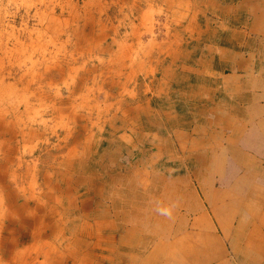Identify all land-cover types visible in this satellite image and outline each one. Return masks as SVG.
I'll use <instances>...</instances> for the list:
<instances>
[{
	"label": "rangeland",
	"instance_id": "rangeland-1",
	"mask_svg": "<svg viewBox=\"0 0 264 264\" xmlns=\"http://www.w3.org/2000/svg\"><path fill=\"white\" fill-rule=\"evenodd\" d=\"M193 1L205 15L191 17ZM208 9V0H0V264H38L35 240L46 241L44 249L55 244L52 264H169L195 248L182 235L191 219L111 217L122 205L134 211L130 190L162 171L160 139L175 134L170 109L192 117L181 111L191 99L182 82L177 87L176 58L198 54L193 46L207 39ZM71 191L83 206L72 215L82 219H68ZM95 221L100 244L93 237L86 246L80 233L86 223L93 232ZM54 227L65 228L70 256ZM36 229L48 236L31 240ZM144 235L146 250L137 247ZM26 246L27 262L9 255ZM90 247L95 259L84 256ZM247 258L264 263V253Z\"/></svg>",
	"mask_w": 264,
	"mask_h": 264
},
{
	"label": "crops",
	"instance_id": "crops-1",
	"mask_svg": "<svg viewBox=\"0 0 264 264\" xmlns=\"http://www.w3.org/2000/svg\"><path fill=\"white\" fill-rule=\"evenodd\" d=\"M208 6L207 39L193 46L198 54L192 49L176 58L177 87L182 82V96L191 99L181 111L192 117L170 109L175 134L160 139L162 171L145 174L143 185L130 190L135 201L127 206L134 211L122 205L113 217L191 219L182 234L196 248L184 257L190 262L169 258V264H246L248 254L264 253V0H208ZM200 9L193 1L191 17L205 15ZM71 193L68 219H82L72 215L83 206ZM143 239L137 247L146 250ZM170 253L167 246L166 260Z\"/></svg>",
	"mask_w": 264,
	"mask_h": 264
},
{
	"label": "bare ground",
	"instance_id": "bare-ground-1",
	"mask_svg": "<svg viewBox=\"0 0 264 264\" xmlns=\"http://www.w3.org/2000/svg\"><path fill=\"white\" fill-rule=\"evenodd\" d=\"M55 20V19H54ZM55 23V22H54ZM54 23H53V25H54ZM54 28V27H53ZM55 30V29H54ZM53 35V34H52ZM59 36V35H58ZM35 47V46H34ZM31 54H33V53H31ZM41 54V53H40ZM50 58V57H49ZM112 60V59H111ZM115 62H116V60H114ZM121 62V61H120ZM27 63V62H26ZM118 64V63H117ZM120 64V63H119ZM51 65V64H50ZM49 66V65H48ZM121 66V65H120ZM62 67V66H61ZM117 67H118V65H117ZM62 69V68H61ZM60 69V70H61ZM119 69V68H118ZM30 74V73H29ZM41 75H43V74H41ZM36 77V76H35ZM40 77V76H39ZM25 78V77H24ZM37 78V77H36ZM41 78V77H40ZM38 79V78H37ZM86 80V79H85ZM22 81V80H21ZM36 81V80H35ZM51 81V80H50ZM37 82V81H36ZM95 83V82H94ZM24 84V83H23ZM41 84V83H40ZM46 84V83H45ZM48 84V83H47ZM46 84V85H47ZM45 86V85H44ZM66 86V85H65ZM82 86V85H81ZM40 87V86H39ZM30 89V88H29ZM36 90V89H35ZM51 90V89H50ZM44 92H47V91H44ZM61 92V91H60ZM74 92V91H73ZM61 95V94H60ZM109 95H112V96H114L113 94H109ZM63 96V95H62ZM1 98V97H0ZM13 98V97H12ZM47 99H49V98H47ZM62 99V98H61ZM1 101V100H0ZM39 101V100H38ZM51 101V100H50ZM60 102V101H59ZM9 103V102H8ZM47 103H48V101H47ZM46 103V104H47ZM32 105V104H31ZM48 105H52V104H48ZM60 106V105H59ZM63 106V105H62ZM11 107V106H10ZM21 109V108H20ZM33 109V108H32ZM97 109V108H96ZM95 109V110H96ZM6 110V109H5ZM19 110V109H18ZM29 110V109H28ZM102 109H99V112L101 111ZM19 113V112H18ZM97 113H98V111H97ZM143 113H145V112H143ZM27 114V113H26ZM63 114V113H62ZM65 114V113H64ZM30 115V114H29ZM79 115V114H78ZM152 115V114H151ZM17 116V115H16ZM25 116V115H24ZM31 117V116H30ZM82 117V116H81ZM25 118V117H24ZM52 118V117H51ZM70 118V117H69ZM74 118V117H73ZM133 118V117H132ZM151 118V117H150ZM34 119V118H33ZM44 118H42V120H43ZM8 120V119H7ZM137 120V119H136ZM151 120V119H150ZM11 121V120H10ZM70 121V120H69ZM126 121V120H125ZM8 122V121H7ZM80 123V122H79ZM134 123V122H133ZM167 123V122H166ZM13 124V123H12ZM17 125V124H16ZM19 125V124H18ZM22 125V124H21ZM31 126V125H30ZM38 126V125H37ZM45 126V125H44ZM36 127V126H35ZM127 127V126H126ZM140 127V126H139ZM29 128V127H28ZM69 128V127H68ZM67 128V129H68ZM43 129V128H42ZM113 129V128H112ZM34 131V130H33ZM143 131V130H142ZM19 132V131H18ZM40 132V131H39ZM88 132V131H87ZM102 132V131H101ZM125 132V131H124ZM151 132V131H150ZM155 132V131H154ZM9 133V132H8ZM125 134V133H124ZM71 135V134H70ZM99 135V134H98ZM101 136V135H100ZM98 137V136H97ZM99 138V137H98ZM98 138H94L95 140H97ZM8 139V138H7ZM131 140V139H130ZM18 141V140H17ZM18 143V142H17ZM8 144V143H7ZM19 146V145H18ZM67 146V145H66ZM7 148V147H6ZM16 148V147H15ZM1 149V148H0ZM10 149V148H9ZM7 150V149H6ZM23 150H25V149H23ZM55 150V149H54ZM72 150H74V149H72ZM96 150V149H95ZM14 151V150H13ZM58 151V150H57ZM11 152V151H10ZM91 152V151H90ZM7 153V152H6ZM62 153V152H61ZM79 153V152H78ZM64 154V153H63ZM45 155V154H44ZM47 155H48V153H47ZM21 157V156H20ZM58 157H60V156H58ZM63 157V156H62ZM13 158V157H12ZM60 159V158H59ZM63 161V160H62ZM62 165H64V164H62ZM66 165V164H65ZM27 166V165H26ZM26 168V167H25ZM57 174V173H56ZM55 174V175H56ZM66 177V176H65ZM89 177H91V176H89ZM67 178V177H66ZM88 178V177H87ZM87 178H86V180H87ZM92 178V177H91ZM59 180V179H58ZM2 181V180H1ZM17 184V183H16ZM70 184V183H69ZM86 184H88V183H86ZM94 185V184H93ZM47 186V185H46ZM19 188V187H18ZM24 189V188H23ZM84 190V189H83ZM29 192V191H28ZM84 192V191H83ZM25 194V193H24ZM31 194H33V193H31ZM26 197H27V195H26ZM131 201V200H130ZM133 201V200H132ZM2 202V201H1ZM29 202V201H28ZM22 204H23V201L21 202ZM49 203V202H48ZM34 206V205H33ZM38 207V206H37ZM67 209V208H66ZM22 210V209H21ZM20 210V211H21ZM7 211V210H6ZM11 211V210H10ZM30 213V212H29ZM43 213V212H42ZM41 213V214H42ZM47 213V212H46ZM62 213V212H61ZM67 214V213H66ZM11 215V214H10ZM33 215V214H32ZM113 218V217H112ZM42 219V218H41ZM98 219V218H97ZM49 220V219H48ZM122 220V219H121ZM53 221V220H52ZM32 222V221H31ZM40 222H41V220H40ZM58 223V222H57ZM68 223V222H67ZM46 224V223H45ZM131 224V223H130ZM16 225V224H15ZM64 225V224H63ZM94 225H96V226H94V231L92 232L91 230H90V228H91V226H90V224L89 223H86V224H84L83 225V229H82V233H80V235H82L83 234V236L85 237V239H87L88 241H90V242H88V241H86L85 242V245L86 246H91V243H92V239H93V237L94 238H96L97 239V241H96V243H94L93 242V244L92 245H99L100 244V241H99V234L101 233V225H98V222L97 221H95V224ZM33 226V225H32ZM41 226V225H40ZM39 226V227H40ZM39 227H38V229H39ZM67 227V226H66ZM125 227V226H124ZM32 228V227H31ZM69 228V227H68ZM77 228V227H76ZM11 229V228H10ZM14 229V228H13ZM57 230V232H54V234H53V236H58V238H60L61 237V240H62V244L63 243H65V244H67L68 243V247H67V249H69V256H70V254L72 253V245L69 247V242H67L66 240L68 239L69 240V237L66 235V233H65V228L64 227H57V228H53L52 229V231L53 230ZM32 230V229H31ZM34 230V229H33ZM50 230V229H49ZM65 230V231H64ZM72 230V229H71ZM102 230L104 231V227H102ZM108 230V229H107ZM133 230V229H132ZM29 231V230H28ZM117 231V230H116ZM69 232V231H68ZM4 233V232H3ZM8 233V232H7ZM122 233V232H121ZM124 233V232H123ZM122 233V234H123ZM9 234V233H8ZM15 234V233H14ZM72 234H74V233H72ZM45 235H47L48 236V233L46 232V230H44V231H38L37 229L35 230V231H33L32 233H31V236H30V238H31V240H32V236L34 237V236H40V237H42V236H45ZM74 236H75V234H74ZM9 237H11V236H9ZM12 237H13V235H12ZM26 237V236H25ZM3 238V237H2ZM76 238V237H75ZM12 239V238H11ZM27 239V238H26ZM81 239V238H80ZM39 240V239H38ZM3 241V240H2ZM12 241V240H11ZM17 242H18V240H16ZM26 241V240H25ZM34 241V240H33ZM16 242V243H17ZM35 242H38L37 240H35ZM33 243L31 246L33 247V248H31V249H33V252L36 254V256L34 257L35 258V260L38 262V264H52V259L50 260V257H51V255L53 256V252H54V246H55V244H53L52 245V243L51 242H48V245H49V247L47 248V249H44L43 248V246H40V245H43V244H47V242L46 241H42V242H38V243ZM55 242V241H54ZM19 243V242H18ZM21 243V242H20ZM28 243V242H27ZM39 243H41V244H39ZM72 243V242H71ZM83 243V242H82ZM62 246V245H61ZM75 247V246H74ZM78 247V246H77ZM57 248V247H56ZM14 249V248H13ZM19 249V248H18ZM75 249V248H74ZM92 248L90 247V249H88L87 250V252H86V254L84 255V256H90V257H92V259L94 258H96L98 255H97V250L96 251H93V250H91ZM82 250V249H81ZM8 251V250H7ZM65 251V250H64ZM11 252V251H10ZM9 251H8V253H10ZM77 252V251H76ZM56 253V252H55ZM59 253V252H58ZM74 253V252H73ZM13 254V255H12ZM28 254H29V246H26V248H24V250H20V252H17V253H10L9 255H11V256H14V257H16V259L18 260L19 258H20V256H21V258L23 259L22 261L23 262H27L26 261V258H25V256L27 255L28 256ZM30 254H31V251H30ZM65 254V253H64ZM67 254V253H66ZM75 254V253H74ZM39 255H41V256H43V258L42 259H38V256ZM73 255V254H72ZM10 256V257H11ZM67 257V256H66ZM33 258V257H32ZM12 259V258H11ZM16 260V261H17ZM63 260H64V258H63ZM71 260H73V259H71ZM12 261V260H11ZM32 261H33V259H32ZM62 261V260H61ZM21 262V261H20ZM28 264V263H27ZM30 264H31V261H30Z\"/></svg>",
	"mask_w": 264,
	"mask_h": 264
},
{
	"label": "clouds",
	"instance_id": "clouds-1",
	"mask_svg": "<svg viewBox=\"0 0 264 264\" xmlns=\"http://www.w3.org/2000/svg\"><path fill=\"white\" fill-rule=\"evenodd\" d=\"M162 211V214L163 215H169L170 213L168 212V210L164 209V210H161Z\"/></svg>",
	"mask_w": 264,
	"mask_h": 264
}]
</instances>
